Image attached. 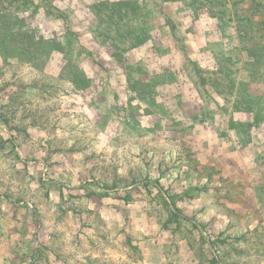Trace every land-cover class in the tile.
<instances>
[{"label":"rangeland","instance_id":"1","mask_svg":"<svg viewBox=\"0 0 264 264\" xmlns=\"http://www.w3.org/2000/svg\"><path fill=\"white\" fill-rule=\"evenodd\" d=\"M0 264H264V0H0Z\"/></svg>","mask_w":264,"mask_h":264}]
</instances>
